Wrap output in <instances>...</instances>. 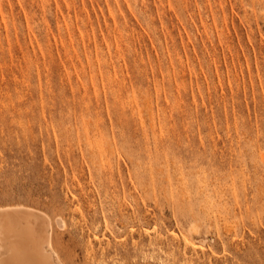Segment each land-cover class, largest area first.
Returning <instances> with one entry per match:
<instances>
[{
  "label": "rangeland",
  "instance_id": "374dc122",
  "mask_svg": "<svg viewBox=\"0 0 264 264\" xmlns=\"http://www.w3.org/2000/svg\"><path fill=\"white\" fill-rule=\"evenodd\" d=\"M17 204L67 264H264V0H0Z\"/></svg>",
  "mask_w": 264,
  "mask_h": 264
},
{
  "label": "bare ground",
  "instance_id": "6f19581e",
  "mask_svg": "<svg viewBox=\"0 0 264 264\" xmlns=\"http://www.w3.org/2000/svg\"><path fill=\"white\" fill-rule=\"evenodd\" d=\"M60 246L44 211L21 204L0 207V264H67Z\"/></svg>",
  "mask_w": 264,
  "mask_h": 264
}]
</instances>
